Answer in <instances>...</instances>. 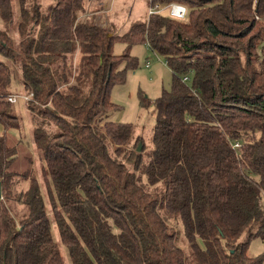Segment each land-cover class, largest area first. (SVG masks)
Segmentation results:
<instances>
[{
    "label": "trees",
    "instance_id": "16d2710c",
    "mask_svg": "<svg viewBox=\"0 0 264 264\" xmlns=\"http://www.w3.org/2000/svg\"><path fill=\"white\" fill-rule=\"evenodd\" d=\"M145 1L185 14L147 13L114 34L84 0H15L14 47L11 0H0V264H63L53 223L70 264H263L247 248L264 239V0ZM136 43L171 73L140 151L133 125L107 118ZM12 76L26 102L5 98ZM18 100L44 192L7 134Z\"/></svg>",
    "mask_w": 264,
    "mask_h": 264
},
{
    "label": "rangeland",
    "instance_id": "374dc122",
    "mask_svg": "<svg viewBox=\"0 0 264 264\" xmlns=\"http://www.w3.org/2000/svg\"><path fill=\"white\" fill-rule=\"evenodd\" d=\"M42 7L49 4L50 0H39ZM86 12H92L93 17H98L102 26H111L113 33L117 30L118 33L126 31L132 22L139 21L145 18L147 14V3L145 0H84ZM11 9L13 12L11 23V37L14 42V47L17 46L18 37L16 32L17 8L15 0H11ZM164 14H168V10H163ZM125 27V28H124ZM124 50V44L114 42L112 45V53L120 55ZM258 53L264 57V36L258 44ZM130 55L137 59V67L133 70H127L126 79L122 84H115L110 90V100L115 104L114 109L108 114L109 121L118 123H131L133 125V135H140L142 140L139 143L143 144L144 148L151 145V134L154 126L153 101L160 94L161 90H169L171 82V73L163 60L146 49V46L141 43H136L130 49ZM148 61L149 68H145V61ZM19 57L15 56L14 65H18ZM124 63L119 65L123 68ZM10 94H21L17 81L11 77ZM140 96L146 97L149 105L141 106L139 104ZM25 102V101H24ZM18 100L13 109L19 117L17 128H12L7 131L8 136L13 139H20L25 150L31 153L34 161L35 170L41 183V190L44 192V186L41 180L39 163L36 156V149L31 143V124L28 111L25 109L26 103ZM138 144V143H137ZM137 146V145H136ZM24 149H20L18 160L12 165V169L21 170L26 163L23 161L28 155ZM29 158V157H28ZM45 204L48 206L47 198L44 195ZM52 237L57 241L61 253L63 264H70L67 253L64 247L61 246L55 225L53 223ZM264 253V239H253L250 241L247 248V255L256 256ZM264 264V262H263Z\"/></svg>",
    "mask_w": 264,
    "mask_h": 264
},
{
    "label": "built area",
    "instance_id": "2783aa9c",
    "mask_svg": "<svg viewBox=\"0 0 264 264\" xmlns=\"http://www.w3.org/2000/svg\"><path fill=\"white\" fill-rule=\"evenodd\" d=\"M161 10H168V14L174 18H183L185 14V7L183 5L177 4V3H171L167 5H161V4H155L152 7H149L147 10V13H153ZM187 78L184 77L183 80H186ZM22 98L25 102L29 99V95L26 93L21 94H7L5 98L9 102H14L16 98Z\"/></svg>",
    "mask_w": 264,
    "mask_h": 264
},
{
    "label": "crops",
    "instance_id": "0c3cea01",
    "mask_svg": "<svg viewBox=\"0 0 264 264\" xmlns=\"http://www.w3.org/2000/svg\"><path fill=\"white\" fill-rule=\"evenodd\" d=\"M146 8H147V7H146ZM147 10H148V8H147ZM124 28H125V27H124ZM124 32H125V31L122 32V30H121V32L118 33V31L116 30L114 34H122V33H124ZM131 49H132V47H131ZM144 66H145V68H149V64H148V61H147V60L145 61V65H144ZM17 76H18L19 81H21V75H20V73L18 72V70H17ZM20 89L22 90V93H25L22 87H20Z\"/></svg>",
    "mask_w": 264,
    "mask_h": 264
},
{
    "label": "water",
    "instance_id": "95a60500",
    "mask_svg": "<svg viewBox=\"0 0 264 264\" xmlns=\"http://www.w3.org/2000/svg\"><path fill=\"white\" fill-rule=\"evenodd\" d=\"M141 149V143L138 142L137 146H136V151H140Z\"/></svg>",
    "mask_w": 264,
    "mask_h": 264
}]
</instances>
